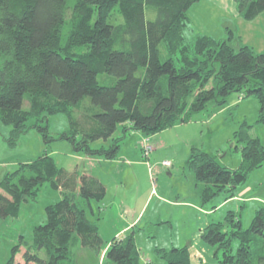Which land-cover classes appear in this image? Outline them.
Segmentation results:
<instances>
[{"label": "trees", "instance_id": "trees-1", "mask_svg": "<svg viewBox=\"0 0 264 264\" xmlns=\"http://www.w3.org/2000/svg\"><path fill=\"white\" fill-rule=\"evenodd\" d=\"M198 1L74 0L69 8L67 0H0V121L12 127L10 140L25 132L32 118L46 141L47 126L39 123L46 115L64 113L70 131L62 137L75 150L114 160L119 139L108 150H92L89 143L107 140L125 123L149 142L150 136L188 122L210 100L223 106L235 92L258 100L259 121L264 123V53L245 44L234 47L229 38L196 35L189 41L184 35L190 23L187 11ZM233 1L244 21L264 12V0ZM147 8L154 9L151 19ZM114 11L119 21L110 18ZM99 74L111 77L110 85H100ZM25 94L27 110L22 108ZM250 128L244 123L235 132L243 142L236 169L190 148L184 168L201 184L195 183L201 200L221 193L226 200L234 197L236 188L262 166L264 145L250 135ZM76 179L42 155L0 180L4 218L17 217L21 203L35 200L46 182L62 194L46 206V221L33 228L30 241L21 242L23 263L74 264L72 249L88 247L104 251L106 264H138L132 234L102 248L98 228L87 217L90 201L104 198L105 185L86 173L78 177V187ZM200 238L215 247L219 264H264V206L255 211L247 229L229 211L224 220L200 230ZM19 246L7 264H16ZM163 258L165 264H190L186 248H173Z\"/></svg>", "mask_w": 264, "mask_h": 264}, {"label": "rangeland", "instance_id": "rangeland-1", "mask_svg": "<svg viewBox=\"0 0 264 264\" xmlns=\"http://www.w3.org/2000/svg\"><path fill=\"white\" fill-rule=\"evenodd\" d=\"M219 1L199 0L189 7L190 23L184 31L185 37L189 41L196 35L217 40L229 38L234 47L245 44L264 53V12L249 23L239 18L233 0H222L221 5ZM73 3L74 0H67L69 8ZM153 15L154 9L147 8V18L151 19ZM110 18L120 19L115 11ZM239 21L256 28L244 30ZM65 33L66 29H63V39ZM111 80L104 74L97 75L100 85H110ZM28 105V95L25 94L22 108L27 110ZM259 109L257 99L238 92L230 94L223 106L210 100L204 110L190 114L188 122L150 136L149 145L153 151L149 158L143 157L142 134L129 127L124 132L117 126L107 140L89 143L92 150H108L119 139L118 155L114 160H106L100 154L88 157L83 149L75 150L69 140L62 137L70 131L64 113L46 115L45 122L39 123L47 126L46 141L33 126L35 121L32 118L28 120L25 132L15 141L10 140L12 127L0 121V180L21 165L47 155L57 168L69 175L75 174L77 187L78 177L83 173L105 185L104 198L99 202L91 200V207L86 209L87 217L98 228L102 248L114 238L123 239L132 234L139 252L138 264H165L164 253H170L173 248H186L190 264H219L213 257L215 247L201 240L200 230L211 222L224 220L229 211L238 216L243 229L250 226L255 211L264 206V163L253 170L234 192L237 196L245 189L243 196L248 200L239 202L231 201V198L218 208L214 206L225 199L224 194L209 201L201 200L195 188L198 183L184 164L190 148L197 147L216 156L220 165L238 168L243 142L235 138V132L244 123L251 127L250 135L258 137L264 145V123L259 121ZM76 139L79 141V136ZM163 161L171 165L164 167ZM61 197V192L46 182L37 189L35 200L21 203L17 217H0V264H7L17 245H20V251L14 257L15 262L24 264L21 255L25 248L21 242L30 241L33 228L46 221V206L55 204ZM253 197L260 202L251 199ZM237 245L234 240L233 252ZM71 252L74 264H106L104 251L77 247Z\"/></svg>", "mask_w": 264, "mask_h": 264}, {"label": "crops", "instance_id": "crops-1", "mask_svg": "<svg viewBox=\"0 0 264 264\" xmlns=\"http://www.w3.org/2000/svg\"><path fill=\"white\" fill-rule=\"evenodd\" d=\"M218 1V0H217ZM220 2V5L222 4V0H220L219 1ZM259 17V16H258ZM258 17L255 19V20H253V21H256L257 19H258ZM239 18L241 19V20H243L240 16H239ZM244 21V20H243ZM253 21H250L249 23H252ZM239 23H240V25H241V28H243L244 30H255V26H251V24H250V26L249 25H247V24H243V22H241V21H239ZM241 32V31H240ZM237 33V32H236ZM239 36H240V34H239ZM120 127H130L129 126V124H127V123H125V124H122V125H119ZM133 131V130H132ZM135 132V131H134ZM138 133V132H137ZM88 160H89V158H88ZM89 162H90V160H89ZM87 174V173H86ZM246 193V190L245 189H243V190H241L238 194H237V196H234V197H232V199H231V201H239V202H241L243 199H246V200H248L249 198H244V194ZM251 199H254V200H256L257 202H260V199H258V198H255V197H253V198H251ZM227 202V200L226 199H224L221 203H219L217 206H214L215 208H218L219 206H221V205H223L224 203H226ZM107 247H108V244H107ZM106 247V248H107ZM106 248H105V250H106Z\"/></svg>", "mask_w": 264, "mask_h": 264}, {"label": "built area", "instance_id": "built-area-1", "mask_svg": "<svg viewBox=\"0 0 264 264\" xmlns=\"http://www.w3.org/2000/svg\"><path fill=\"white\" fill-rule=\"evenodd\" d=\"M142 147H143V157L144 158H149V155H150V153L152 151V147L148 144V139H144ZM162 165L164 167H169L170 163L168 161H163Z\"/></svg>", "mask_w": 264, "mask_h": 264}, {"label": "clouds", "instance_id": "clouds-1", "mask_svg": "<svg viewBox=\"0 0 264 264\" xmlns=\"http://www.w3.org/2000/svg\"><path fill=\"white\" fill-rule=\"evenodd\" d=\"M143 142H144V138L142 139V145H143ZM148 144H149V142H148ZM151 146V145H150ZM153 149V148H152ZM151 154V153H150ZM150 156V155H149ZM171 165V164H170Z\"/></svg>", "mask_w": 264, "mask_h": 264}]
</instances>
